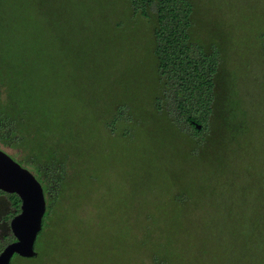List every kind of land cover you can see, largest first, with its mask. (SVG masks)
Returning a JSON list of instances; mask_svg holds the SVG:
<instances>
[{
  "label": "rangeland",
  "instance_id": "obj_1",
  "mask_svg": "<svg viewBox=\"0 0 264 264\" xmlns=\"http://www.w3.org/2000/svg\"><path fill=\"white\" fill-rule=\"evenodd\" d=\"M189 1V42L218 60L198 138L176 123L174 92L156 108L154 6L142 16L126 0H0L4 46L41 62L52 109L84 144L49 217L70 253L56 264H264V0ZM0 195L2 239L12 209Z\"/></svg>",
  "mask_w": 264,
  "mask_h": 264
},
{
  "label": "trees",
  "instance_id": "obj_2",
  "mask_svg": "<svg viewBox=\"0 0 264 264\" xmlns=\"http://www.w3.org/2000/svg\"><path fill=\"white\" fill-rule=\"evenodd\" d=\"M126 1L133 12L142 16L146 15V9L152 6L156 9L154 48L155 61L160 65L159 70L176 72L180 80H201L198 83L181 84L177 94L200 102V110H188L189 118L203 123L207 133L206 122L215 98L213 78L217 72L218 60L208 57L209 53L205 54L203 48L199 53L189 42L187 32L191 30L190 16L193 10L190 1ZM2 12L0 10L1 27L2 24L9 23ZM13 18L10 23L19 22L20 14ZM180 34L185 36L181 37ZM4 38L5 35H0V146L15 152L16 157H11H15L19 163L35 173L46 194L45 211L40 221L41 229L34 246L35 255L15 253L9 264L68 262L70 253L65 236L63 233H52L47 228H50L49 217L56 211L57 205L64 203L63 198L75 178L73 169H76L82 160L84 144L80 138V127L76 126L68 115L52 109L57 92L44 75L41 62L35 58L29 61L19 49L4 46ZM189 72L202 74L190 76ZM184 86L187 89L184 90ZM7 197L18 214L19 198L15 194ZM16 214L7 216L6 222ZM2 236L0 253L14 239L10 233ZM42 240H45L44 246Z\"/></svg>",
  "mask_w": 264,
  "mask_h": 264
},
{
  "label": "water",
  "instance_id": "obj_3",
  "mask_svg": "<svg viewBox=\"0 0 264 264\" xmlns=\"http://www.w3.org/2000/svg\"><path fill=\"white\" fill-rule=\"evenodd\" d=\"M200 129V126H196ZM0 192L15 194L20 200L19 213L11 218L9 229L15 241L0 253V264H9L13 254L34 256L36 237L45 211L41 184L35 176L0 149Z\"/></svg>",
  "mask_w": 264,
  "mask_h": 264
},
{
  "label": "flooded vegetation",
  "instance_id": "obj_4",
  "mask_svg": "<svg viewBox=\"0 0 264 264\" xmlns=\"http://www.w3.org/2000/svg\"><path fill=\"white\" fill-rule=\"evenodd\" d=\"M201 74L202 73H200V72H195V73L189 72L190 76H193V75L200 76ZM186 77H188V76H186ZM158 78H159L158 81L155 82L156 90H155V96H154L155 100L156 101L158 100V102H159L156 108L160 107V105L162 104V102L159 100L160 99V96H159L160 92H163L164 94L166 93V91L174 92V95L176 96V98H175V101L173 103L172 109L175 111L176 123L181 125V127L185 131L188 130L187 135L192 136L194 138H198L200 136L204 137L203 134L206 132V130L204 128V124L201 122H198L197 120H195L193 118H189V111H188V110H190V111L200 110V108H201L200 102L197 103V102H195V100H192L191 98L188 99V98L182 97V96H179V98L177 97V95H178L177 90H179L181 84L185 85V83H189V82L193 84L194 82H196V83L201 82V80L200 79H197L196 81H194L193 79H191V80H189V79L180 80V78L177 77V73L171 72V71H161L160 77H158ZM163 79H166V82H168V83H166L165 80H163ZM163 84H164V87H163ZM213 86H215V84H213ZM191 87L194 88L193 85H191ZM182 88L184 90L187 89L185 86ZM165 96H167V95H165ZM196 126H200V129H197ZM196 132H200V133L196 134ZM24 168H26V167H24ZM39 183L41 184L40 181H39ZM42 189H43V187H42ZM43 193H44V191H43ZM6 195H8V194H6ZM44 198L46 200V194L45 193H44ZM8 205H10V209H12V211H10L7 216H9L10 214H16V209L12 208V204L10 201H9ZM1 219H2V224L6 225V223H7L6 222V216L2 217ZM10 220H9V222H10ZM8 230L10 231L9 227H8ZM10 234H11V231H10ZM13 241H15V239H13Z\"/></svg>",
  "mask_w": 264,
  "mask_h": 264
}]
</instances>
